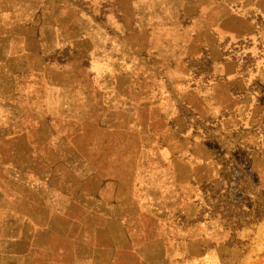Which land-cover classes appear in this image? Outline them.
Returning a JSON list of instances; mask_svg holds the SVG:
<instances>
[{
  "label": "crops",
  "instance_id": "obj_1",
  "mask_svg": "<svg viewBox=\"0 0 264 264\" xmlns=\"http://www.w3.org/2000/svg\"><path fill=\"white\" fill-rule=\"evenodd\" d=\"M115 1L123 17L117 27L125 34L122 49L139 48V39L151 47L154 40L166 51L176 48L182 80L185 60L208 50L203 79L210 84L197 88L198 94L211 114L223 116L222 124L241 130L242 138L227 136L224 150L215 154L200 139H177L171 124H85L81 136L79 124H59L76 129L74 137L48 133L47 122L61 118L63 103L74 108L65 113L70 122L78 114L77 86L67 83L71 80L53 58L74 44L76 5L72 10L70 0H0V129L6 126L0 138V145L5 143L0 146V264H122L125 248L110 252L109 220L101 219L103 249L94 250L93 204L77 201L82 176L89 186L87 203L95 177L113 176L134 194H150L145 212L150 224L140 217L139 238L166 236L169 244L159 256L167 264H231L229 257L244 254L236 244L254 239V223L210 218L206 209L209 192H218L248 219L254 203L242 177L264 182V136L255 133L264 124V0ZM154 55L175 63L174 55ZM51 107L48 121L40 109ZM117 134L118 147L111 149L116 139L109 138ZM126 139L132 152L126 151ZM244 161L246 172L240 169ZM62 174L70 177L74 194H61ZM79 209L87 216L78 218ZM83 222L79 233L75 227ZM72 224L73 231H62ZM156 247L162 250L161 241ZM146 249L140 251L147 254Z\"/></svg>",
  "mask_w": 264,
  "mask_h": 264
},
{
  "label": "rangeland",
  "instance_id": "obj_2",
  "mask_svg": "<svg viewBox=\"0 0 264 264\" xmlns=\"http://www.w3.org/2000/svg\"><path fill=\"white\" fill-rule=\"evenodd\" d=\"M67 1L69 2V0ZM70 1L72 10H74V5L77 8L76 38L72 34L74 44L65 45L67 47H62L63 49L57 51L53 58L61 68L63 75L71 80L67 83H71L73 89L77 86L78 94L75 100H77L78 114L70 122L65 113L69 115L71 109L74 108L63 103L61 118L58 120L56 118L54 120L56 122H47L48 133L63 132L66 138L72 134L74 137L76 129L70 126L60 129L59 124H79L77 132L80 136L84 132L81 130V126L85 127V124H115L114 126L116 124H171L177 139L181 140L188 135L191 140L200 139L215 154L224 150L222 139L227 136L228 138L234 137L240 142L243 135L240 133L241 130L225 127L222 124L223 116L214 117L209 111L208 102L201 100L198 94L197 88L210 84L206 78L203 79V74L207 69L206 67L204 71L208 50L200 57L195 54L196 57H193L192 60H185V79L182 80V72L178 71L180 66L176 64V58L179 56V50L176 48L166 51L157 48L158 45L156 47L154 40L151 41L154 43L152 44L154 47H151L149 40L144 42L140 39L138 41L139 48L128 46L124 50L119 46L121 42H124L125 34L120 33L117 28L123 21V17L118 16L117 1ZM159 18V16L151 18L152 23ZM156 53L162 57L174 55L175 63L167 65L164 58L163 60L157 59L154 55ZM91 88H93L92 95H90ZM19 109L16 107L17 111ZM40 110L41 113L46 112L44 116H47V120L50 121L52 117L48 114L52 113V107L51 110H47V108L46 111ZM175 124L181 125L176 126ZM5 130L6 126L0 129L1 139L5 138L3 137ZM223 131L225 134L222 133ZM121 132L122 129L120 134ZM255 133L264 136V124L256 129ZM117 138L118 134L109 138V141L116 139L115 146L110 145L111 149L118 147L119 140ZM2 142L3 146H0L4 149L5 143ZM126 142V151L132 152L133 144H129L128 139ZM81 143L79 142V145ZM79 148L82 153L86 151L85 145ZM86 163L83 161L84 165H87ZM247 167L248 165L244 161L240 169L246 172ZM84 177L78 178L77 201L84 206L93 204L90 211L93 214L91 229L94 250L101 251L103 249L100 222L101 219H105L104 221L109 220L110 222V252H113L112 250L117 249L118 246L121 247L120 249L125 248V256H121L122 264H167L164 255L159 256V254H163L161 251L164 250V247L169 244L166 236L161 235L157 240L161 241L163 246L159 252L156 247L157 241H143L139 238L141 236L139 233V229H141L139 226L140 217L145 218L144 222L147 226L150 224L149 217L145 214V212H149L147 205L150 201V194H134L130 191L131 187L119 186L118 179L113 176L95 177L92 186L94 191L92 203H87V200H91V198L89 193L84 192L85 189H89V186L85 185L86 177ZM259 179L254 176L242 177L243 190L252 196L254 203L252 216L248 219L241 207L231 202L223 194L210 191V195H208L211 203L207 205L209 207L206 209V215L210 218H222L224 221L234 220L235 223L240 221H253L254 223V239L251 243L250 241H239L236 244L244 254L240 259L229 257L228 260H231V264H264V182L262 184ZM70 182L68 174L67 176L62 174L60 182L62 195L70 192L74 194V187ZM123 189H126L125 192L121 191ZM77 215L78 218L87 216L82 209L77 211ZM68 227L73 231V224L71 226L63 225L62 231H69ZM56 228L58 226L55 225ZM75 228L79 233L82 232L85 230L84 222L77 224ZM147 236H149V232ZM141 247L147 248L145 251L147 254L140 251ZM110 259L112 260V257Z\"/></svg>",
  "mask_w": 264,
  "mask_h": 264
}]
</instances>
